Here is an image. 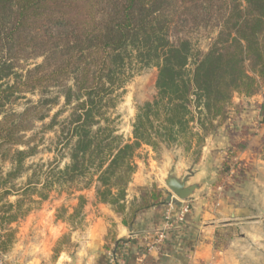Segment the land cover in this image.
Segmentation results:
<instances>
[{"label": "trees", "instance_id": "trees-1", "mask_svg": "<svg viewBox=\"0 0 264 264\" xmlns=\"http://www.w3.org/2000/svg\"><path fill=\"white\" fill-rule=\"evenodd\" d=\"M207 29L204 48L194 35ZM149 67L158 71L157 92L137 106L132 137L125 139L113 112L126 84ZM261 85L264 0H0V159L12 163L0 176V252L14 244L12 224L38 202L33 196L46 199L54 185L82 190L94 184L97 201L132 227L141 213L163 207L166 199L156 183L128 198L141 149L146 145L158 153L181 140L189 147L193 139L201 148L210 131L230 117L235 94L253 96ZM38 123L43 133L54 132V150L69 162L45 178L35 169L21 197L10 202L17 194L12 181L28 171L26 160L38 150ZM227 134L229 161L248 141L233 140L234 128ZM243 175L233 176L236 181ZM86 203L78 196L70 216L57 218L81 223ZM234 231L222 227L215 245H224ZM70 242L63 235L53 259ZM115 262L121 263L118 256Z\"/></svg>", "mask_w": 264, "mask_h": 264}, {"label": "crops", "instance_id": "crops-1", "mask_svg": "<svg viewBox=\"0 0 264 264\" xmlns=\"http://www.w3.org/2000/svg\"><path fill=\"white\" fill-rule=\"evenodd\" d=\"M207 144H211L209 140ZM169 155V151L165 152L160 162L153 158L155 165L163 162L162 171L152 164L139 166L128 190V198H133L138 187L157 182L165 190L163 207L141 213L135 224L128 227L109 204L90 197L79 229L57 219L56 207L42 209L17 224L18 239L4 264H116V256L120 264H136L137 257L144 252L143 246L147 264H264V159L259 160L251 178L248 174L234 194L225 192L208 199L201 195L207 191L209 182L200 168L179 166V159ZM168 169L179 177H188V183L203 179L204 186L187 200L173 196L169 202L167 196L171 191L164 180ZM181 201L191 205L184 223L169 230L164 243L148 247V241L153 240L162 226L165 211L171 207L173 212L178 211ZM225 226H232L236 233L224 245L216 246V232ZM66 233H71L73 245L53 259V247ZM112 239L120 240V244L116 245Z\"/></svg>", "mask_w": 264, "mask_h": 264}, {"label": "rangeland", "instance_id": "rangeland-1", "mask_svg": "<svg viewBox=\"0 0 264 264\" xmlns=\"http://www.w3.org/2000/svg\"><path fill=\"white\" fill-rule=\"evenodd\" d=\"M207 34L208 29L202 30L201 32L194 35V38H198L199 44L204 48L209 42ZM40 61L41 58L37 60H31L29 61V63ZM157 72L158 71L155 67L146 68L140 74L135 75L125 86V93H123L122 95V100L116 110H114L113 112V116L118 117V133L122 134L125 139L132 137V122L136 114L137 106L144 103L145 101L153 99L157 92L155 85ZM27 97H32L34 99L37 98L36 95L32 94H28ZM23 102V99L18 101L15 107L20 110L23 106ZM233 102L234 105L229 111L230 117L210 131L211 134L209 133V135L206 137L204 146L198 148L195 139H193L192 143L188 147L187 143H184L181 140L180 143L172 144L169 147H163L160 152L156 153L150 146L145 145L140 151L141 158H137L138 167H146L152 164L154 168L158 167V169L162 171L163 162L155 165V162L153 163V158L155 159V161L160 162L165 157V152L169 151L170 155H175L176 158L179 159V166L183 165L188 167H199L202 176L205 175V177L203 178H209L207 191L201 195H204L208 199H212L214 197L217 198L219 196L225 195V192L234 194L236 191L235 189L241 186L242 182L247 178L248 174L249 176L250 174L252 176L253 172H255L256 165L260 163L259 160L264 159V85H261L259 91L255 95L250 97L235 94ZM199 110H202V107L198 109L196 108L194 110V114L196 115L195 117H199ZM53 112L54 110L52 111V113ZM193 124L197 126L195 122ZM41 126V123H38L35 130L38 150L34 155L30 156L26 160L28 171L23 173L19 178L12 181V184L15 185V189H17V194L13 193L7 198L10 202H15L19 197H21L19 196V192H21V188L25 186L27 178H29L35 172V169L37 170L38 178H45L46 174L53 167L55 168L57 165H59L61 168H64V166L69 162L67 157L60 158L57 156L54 150V132L47 131L43 133L41 131ZM230 127L236 129L238 133L233 140L237 142H240L241 140H244L245 142L248 141V146L246 150L238 152L234 157H230L228 161L227 153L228 147L230 146L231 142L229 140L227 130ZM244 132L247 133L243 134ZM32 134L33 132H28L27 136H32ZM207 140H209V143L211 144L208 145ZM18 147L23 148L22 146ZM226 160L227 163L224 166V162ZM237 160L241 162L237 163ZM41 165L43 166L42 173H40ZM11 169L12 163L9 160L3 161L0 159V176L1 174H7V172ZM220 170L224 171V173L221 175L219 173ZM241 172L244 173V175L242 176L243 178L235 181L233 175H240ZM155 183L158 185L157 182ZM93 185L94 184H92V187L90 188H84L82 190H79L77 188V185H74L75 187L54 185L52 188L47 190L46 199L41 200L37 195L33 196L34 199L38 200V202L32 204V207L27 216L31 213H38L42 209H49L54 206L57 208L55 213L56 217L61 214L62 216H64L62 219L66 220L73 212L74 206L78 203V196L84 195L86 199L90 197L96 198L95 188ZM145 187H138L137 191H140ZM129 188L131 189V185H129L128 190ZM246 191L249 190L247 189ZM26 204L31 203L27 202ZM26 207L27 205H25L24 208ZM25 218L12 224V227L17 231L16 240L8 252H0V259L2 260V264H4L7 253L12 251L15 243L17 242V224ZM82 222L83 221H81V223H77V225L75 224V226H72L70 223L69 225L73 229H79L82 227ZM228 233L227 231H224L225 235ZM234 233L236 232L234 231ZM66 234L70 235L71 239V233ZM61 238L62 236L59 239ZM56 243L53 249L55 248ZM72 245V241L68 244H62L61 250H63L65 247H71Z\"/></svg>", "mask_w": 264, "mask_h": 264}, {"label": "built area", "instance_id": "built-area-1", "mask_svg": "<svg viewBox=\"0 0 264 264\" xmlns=\"http://www.w3.org/2000/svg\"><path fill=\"white\" fill-rule=\"evenodd\" d=\"M191 210V205L188 201H181V207L178 211H174L172 207L165 211L163 216V223L162 226L158 229L156 236L153 238L148 247L156 246L159 244L164 243L167 237V232L173 228L180 227L184 221L186 214ZM147 254L146 251L143 254H140L137 257L136 264H144L145 255ZM0 264H2V260L0 259Z\"/></svg>", "mask_w": 264, "mask_h": 264}, {"label": "water", "instance_id": "water-1", "mask_svg": "<svg viewBox=\"0 0 264 264\" xmlns=\"http://www.w3.org/2000/svg\"><path fill=\"white\" fill-rule=\"evenodd\" d=\"M164 180L171 191L167 196V200L169 202L172 200L173 196L182 200L191 198L195 191L202 188L205 183L203 179L199 182L188 183V177H179L173 174L170 169H168L167 176L164 178ZM208 180L209 178L206 177L205 181Z\"/></svg>", "mask_w": 264, "mask_h": 264}]
</instances>
